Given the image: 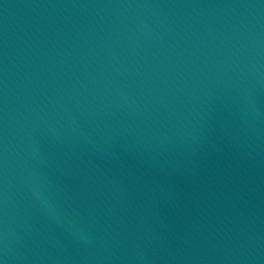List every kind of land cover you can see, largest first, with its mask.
<instances>
[{
	"label": "water",
	"instance_id": "water-1",
	"mask_svg": "<svg viewBox=\"0 0 264 264\" xmlns=\"http://www.w3.org/2000/svg\"><path fill=\"white\" fill-rule=\"evenodd\" d=\"M0 264H264V0H0Z\"/></svg>",
	"mask_w": 264,
	"mask_h": 264
}]
</instances>
